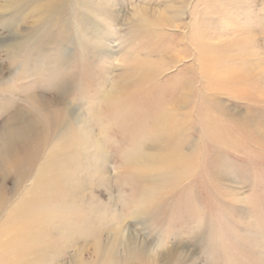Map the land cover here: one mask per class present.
I'll return each mask as SVG.
<instances>
[{"label":"rangeland","instance_id":"374dc122","mask_svg":"<svg viewBox=\"0 0 264 264\" xmlns=\"http://www.w3.org/2000/svg\"><path fill=\"white\" fill-rule=\"evenodd\" d=\"M42 99L69 111L9 202L49 211L25 264H264V0L20 2L0 129Z\"/></svg>","mask_w":264,"mask_h":264},{"label":"bare ground","instance_id":"6f19581e","mask_svg":"<svg viewBox=\"0 0 264 264\" xmlns=\"http://www.w3.org/2000/svg\"><path fill=\"white\" fill-rule=\"evenodd\" d=\"M23 1L25 0H3V6L6 5V7L4 9L0 6V11L4 12L9 9V11L13 10L15 12L18 9V4ZM19 44V42L11 40L8 47L17 48ZM66 87L67 83L62 81L61 89H65ZM34 103V106H32L34 109L32 108V110L20 109L14 111L0 129V217L4 218L3 220L0 218V252H2L1 255L3 257L8 258L4 264H25L23 259L32 252V246L36 240H41L42 238L38 234V231L41 230L36 231V228L47 220L45 218L48 216L45 217V215L47 212L49 214V211L38 205L39 200L34 199V203L32 201L27 203L30 209L33 208L37 211L39 219L35 218L36 213L34 212L29 215L25 213L28 216L24 218L21 224L18 221L20 218L19 213L12 206V208H9V202L19 192L22 184L34 173V168L41 159L40 154L42 150L61 127L69 111L65 107L58 109L56 112H51L46 107L49 105V102L43 99L39 102L36 100ZM140 160L144 161L141 165L143 170H145L144 172L147 174L148 171L149 173L151 166L147 162L152 161V158L142 155ZM42 166L44 170L46 168L45 164ZM46 170V172H51L52 169L46 168ZM7 179L12 180L10 193H7L4 185V181ZM40 182L38 181L37 183ZM23 210L26 209L24 208ZM18 225H22L23 227L19 229ZM24 240L29 247L21 246Z\"/></svg>","mask_w":264,"mask_h":264}]
</instances>
